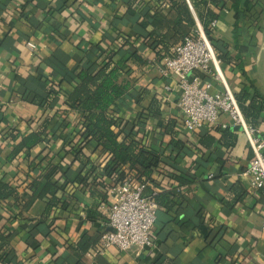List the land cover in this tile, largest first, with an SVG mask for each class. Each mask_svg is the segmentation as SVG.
Instances as JSON below:
<instances>
[{
    "label": "crops",
    "instance_id": "0c3cea01",
    "mask_svg": "<svg viewBox=\"0 0 264 264\" xmlns=\"http://www.w3.org/2000/svg\"><path fill=\"white\" fill-rule=\"evenodd\" d=\"M135 1L134 10L142 16L148 14L150 21H154L155 12L162 16L171 13L168 5L160 4L156 10L157 0ZM253 3L257 7H251ZM187 4L199 24L188 0ZM252 8V22H245L242 13L237 22L232 2H227L221 11L210 6L219 17L215 39L225 43L231 56L241 63V67L222 68L227 86L234 94L248 87L264 97V0H244L240 10L245 14L244 9L247 12ZM125 10L121 0H0V179L15 185L26 179L28 159L22 155L12 162L7 159L14 146V136L40 130L43 121L55 114L58 120L51 126L56 128L62 122L64 95H59L52 109L46 111L30 103L32 96L45 97L47 85L51 84L71 92V87L61 82L62 78L77 71L87 60L95 63L98 53H90L89 47L112 45L117 30L130 35L145 34L129 17L119 19ZM125 54L122 51L119 56ZM143 54L150 58L148 49ZM148 64L134 67L119 79L120 84H128L130 93L136 96L139 91L144 93L140 105L131 103L126 108L120 107L125 119H133L153 100L158 102L162 123L151 119L140 130L139 137L143 136L147 145L156 149L165 146L169 137L163 135L161 126L168 119L177 118L175 139L184 144L198 145L197 133L204 129H212L213 135L219 138L220 131L225 130L221 125H227L226 129L237 135L235 146L218 147L217 154L203 158L188 149L165 151L170 172L183 179L187 175L195 178L176 189L181 196V211L178 216L159 213L151 235L152 246L140 254L120 252L113 247L103 255L95 254L106 229L109 207L90 209L94 200L86 194L80 195L79 202L67 211L60 212L52 232L46 225L36 227L30 222L42 216L45 204L41 201H35L23 211L20 220L4 227L2 233L9 230L14 233L9 243L13 263L75 264L78 259L74 247L87 236L90 241L80 258L82 264H157L161 260L166 264H264V188L253 190L249 185L247 168L252 150L246 135L231 127L226 114L220 116L216 126L183 131L175 77L165 79L160 73V62L150 58ZM167 86L169 90L165 89ZM214 86L215 92L222 90L219 83ZM79 119L78 114H70L66 121L74 125ZM257 130L260 136L264 135V124ZM64 137L62 134L55 142L51 141L47 145L50 151L60 155ZM47 146L41 144L34 148L29 159L40 155ZM69 163L67 157L61 165L65 168ZM233 189L245 191L235 202ZM108 203L109 206L112 203L111 195ZM90 212H96L94 220L99 226L90 222ZM0 213H3L2 207ZM31 226L33 229L28 232Z\"/></svg>",
    "mask_w": 264,
    "mask_h": 264
},
{
    "label": "trees",
    "instance_id": "16d2710c",
    "mask_svg": "<svg viewBox=\"0 0 264 264\" xmlns=\"http://www.w3.org/2000/svg\"><path fill=\"white\" fill-rule=\"evenodd\" d=\"M121 1L126 10L119 19L129 17L145 34L130 35L117 30L112 45L97 49L90 46V53H98L95 63L86 59L77 71L62 78L61 82L68 84L71 92H64L60 86L51 84L47 85L45 97L35 95L30 100L31 104L46 111L52 109L59 95H64L65 110L61 112V124L56 128L51 126L52 122L58 120L55 119V114L43 121L40 130L12 138L14 146L7 157L8 161L12 162L22 155L28 159V169L26 179L21 184L15 185L0 179V207L3 210L0 213V264H15L10 258L13 249L9 245L14 233L10 230L2 233V230L20 220L22 212L35 201L43 202L45 210L39 219L30 222L35 223L36 227L46 225L48 231L52 232L60 212L67 211L73 203L79 202L80 195L88 194L94 200L90 209L109 207L112 189L131 180L134 187L145 186V195L157 204L159 213L178 216L181 211V196L176 189L191 183L195 177L187 175L183 179L170 172L169 160L164 157L165 151L177 149L182 152L188 149L203 158L204 155L212 157L217 154L218 147L231 149L236 144L237 135L229 129L220 131L219 138L213 135L212 129H204L197 133L198 145L184 144L175 139L178 119L170 118L161 126L163 135L169 137V142L156 149L147 145L143 136L139 137L141 127L148 120H159L162 123L156 100L147 109L139 110L133 119H125L121 115L120 107L126 108L131 103L138 106L144 95L142 91L138 92V96L130 93L128 84L119 83L121 76L128 75L134 67L149 65L150 58L162 64L164 58L197 29L187 0H157L156 10L160 4L168 5L171 13L162 16L155 12L154 21L149 20L148 14L142 16L134 10L135 0ZM188 2L197 14L199 25L212 45L221 69L225 66L241 67L240 59L231 56L228 46L215 39V28L211 27V23L219 17L210 6L221 11L227 2H232L236 21L241 19L242 13V18H246L245 22H252V10L257 4L253 3V8L247 12L244 9L243 14L240 9L244 0ZM145 49L150 51V58L144 56ZM122 51L126 54L119 56ZM234 96L249 126L257 129L264 124V97L261 94L253 88L243 87ZM70 114L79 115L78 124L72 125L66 121ZM215 131L217 133L219 130ZM62 134L65 137L58 152L60 155H56L47 145L50 146L51 141L55 142ZM261 137L264 139V135ZM41 144H46L47 147L30 160L32 150ZM67 157L70 158V163L64 168L61 164ZM74 167L77 168L76 171L73 170ZM26 182L28 184L24 187ZM244 194L245 191L233 189L234 202ZM95 215L96 212L91 213L90 222L97 227L99 225L94 220ZM32 229L31 226L28 232ZM89 241L90 238L84 236L74 247L78 259L75 264H82L80 258ZM157 264L166 262L161 260Z\"/></svg>",
    "mask_w": 264,
    "mask_h": 264
},
{
    "label": "built area",
    "instance_id": "2783aa9c",
    "mask_svg": "<svg viewBox=\"0 0 264 264\" xmlns=\"http://www.w3.org/2000/svg\"><path fill=\"white\" fill-rule=\"evenodd\" d=\"M216 23L213 21L211 27L215 28ZM160 73L165 79L175 77L183 131L195 132L205 126H216L222 114L229 117L232 128H241L252 150L247 168L249 185L253 190L264 188V139L257 129L246 123L234 93L223 77L221 63L199 24L194 34L185 37L164 58ZM214 83H219L222 90L215 92ZM165 89L169 90V87ZM227 127L221 125L222 129ZM145 190L144 185L134 187L131 180L112 189L106 229L95 254L103 255L113 247L120 252L138 255L152 246L151 235L159 208L145 195Z\"/></svg>",
    "mask_w": 264,
    "mask_h": 264
},
{
    "label": "water",
    "instance_id": "95a60500",
    "mask_svg": "<svg viewBox=\"0 0 264 264\" xmlns=\"http://www.w3.org/2000/svg\"><path fill=\"white\" fill-rule=\"evenodd\" d=\"M234 130H235L236 132H241V131H242L240 127H236V128H234Z\"/></svg>",
    "mask_w": 264,
    "mask_h": 264
}]
</instances>
